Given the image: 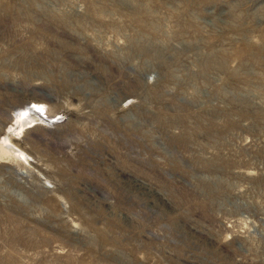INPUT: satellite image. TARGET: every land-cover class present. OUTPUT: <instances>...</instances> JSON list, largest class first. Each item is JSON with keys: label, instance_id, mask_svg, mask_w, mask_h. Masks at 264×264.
<instances>
[{"label": "rangeland", "instance_id": "1", "mask_svg": "<svg viewBox=\"0 0 264 264\" xmlns=\"http://www.w3.org/2000/svg\"><path fill=\"white\" fill-rule=\"evenodd\" d=\"M0 264H264V0H0Z\"/></svg>", "mask_w": 264, "mask_h": 264}, {"label": "bare ground", "instance_id": "2", "mask_svg": "<svg viewBox=\"0 0 264 264\" xmlns=\"http://www.w3.org/2000/svg\"><path fill=\"white\" fill-rule=\"evenodd\" d=\"M33 112H34V113H37V111H36V110H32V113H33Z\"/></svg>", "mask_w": 264, "mask_h": 264}]
</instances>
